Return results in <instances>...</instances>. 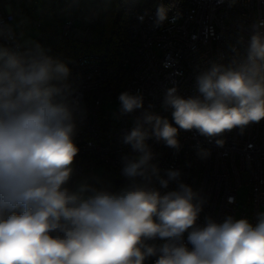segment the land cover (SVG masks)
I'll return each mask as SVG.
<instances>
[{
  "label": "clouds",
  "instance_id": "1",
  "mask_svg": "<svg viewBox=\"0 0 264 264\" xmlns=\"http://www.w3.org/2000/svg\"><path fill=\"white\" fill-rule=\"evenodd\" d=\"M173 7L159 4L153 26ZM69 76V67L39 44L23 52L0 44V264H144L154 256V264H264V212L255 225L227 216L221 223L206 217L205 226H197L203 199L184 183L163 194L154 187L153 179L167 188L180 173L160 178L146 143L154 136L178 149L179 130L195 129L211 140L264 119V35L251 36L235 67L213 64L199 75V96L168 89L164 104L176 126L143 114L151 132L138 121L124 138L139 155L125 157L128 183L118 191L87 182L67 186L79 152L76 118L83 115ZM119 102L122 113L143 108L142 96L129 92ZM156 238L167 242L146 243Z\"/></svg>",
  "mask_w": 264,
  "mask_h": 264
},
{
  "label": "built area",
  "instance_id": "2",
  "mask_svg": "<svg viewBox=\"0 0 264 264\" xmlns=\"http://www.w3.org/2000/svg\"><path fill=\"white\" fill-rule=\"evenodd\" d=\"M10 0H0V44L18 51L35 49L39 44L51 55L44 43L48 31L29 43H21L13 28L16 14ZM129 17L127 37L116 63L104 65L97 54L85 53L72 61L69 82L73 95L83 109L77 115L73 137L79 149L69 184L75 189L80 182L118 191L126 183L122 170L125 157L139 155L124 138L137 127V122L151 132L143 114L151 112L167 118L176 126L172 109L164 104L168 89L175 87L184 98L199 96L197 77L213 64L235 67L248 51L250 38L259 32L264 35V0H116ZM171 5L168 19L154 27L159 4ZM177 12L180 13L178 19ZM77 34L73 19H65L52 36L61 38ZM129 92L143 98V108L132 113L120 111L119 95ZM116 105L111 111L110 105ZM178 127V126H177ZM179 148L168 147L154 136L146 140L153 153L150 163L159 169V177L168 179V171H179L176 181L162 188L161 193L175 190L178 183L190 186L203 199L197 226L206 224V217L217 223L227 216L246 218L255 225L257 215L264 212V119L250 123L243 133L239 128L211 140L193 129L179 130ZM222 139L223 145L216 140ZM200 149L209 155L201 158ZM248 188L246 203H237V191ZM188 233L183 242L189 249ZM167 242L156 238L148 245L159 247ZM158 256L147 258L144 264H154Z\"/></svg>",
  "mask_w": 264,
  "mask_h": 264
},
{
  "label": "rangeland",
  "instance_id": "3",
  "mask_svg": "<svg viewBox=\"0 0 264 264\" xmlns=\"http://www.w3.org/2000/svg\"><path fill=\"white\" fill-rule=\"evenodd\" d=\"M113 2L114 0H10L9 7L16 14L13 28L19 35V41L32 42L45 29L48 34L43 40L46 48L51 50L56 43L52 36L67 18H72L76 25L82 18L90 25L86 32L78 29L77 38L83 41L96 40L100 33L96 27V14L104 13ZM115 108V104L110 105L111 111ZM247 194L248 188L241 186L237 191V203H246Z\"/></svg>",
  "mask_w": 264,
  "mask_h": 264
},
{
  "label": "trees",
  "instance_id": "4",
  "mask_svg": "<svg viewBox=\"0 0 264 264\" xmlns=\"http://www.w3.org/2000/svg\"><path fill=\"white\" fill-rule=\"evenodd\" d=\"M95 18L96 27L100 30L96 40L83 41L77 38L78 29L86 32L90 27L81 18L78 25L74 23L77 34L59 39L51 49L52 57L65 63L69 68L73 60L85 53L97 54L100 62L104 65L116 63L126 41L129 17L114 0L110 8L104 13L98 12Z\"/></svg>",
  "mask_w": 264,
  "mask_h": 264
}]
</instances>
